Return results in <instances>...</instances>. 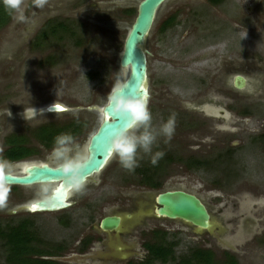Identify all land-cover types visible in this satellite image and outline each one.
I'll return each mask as SVG.
<instances>
[{"label":"rangeland","instance_id":"1","mask_svg":"<svg viewBox=\"0 0 264 264\" xmlns=\"http://www.w3.org/2000/svg\"><path fill=\"white\" fill-rule=\"evenodd\" d=\"M140 1L13 0L19 4L18 9L10 10L0 25V158L8 135L23 136L30 154L18 162L0 160V174L19 173L23 167L20 162L56 165L52 155L55 144L45 146L34 137L41 126L64 128L61 134H71L76 144L86 148L101 123L103 97L117 78L127 75L119 68L118 59ZM206 1L168 0L157 12L145 41L152 124L158 128L175 115L171 139L165 142L160 138L153 149L164 152L158 163L153 166L143 157L139 167L129 172L112 156L106 167L78 191L82 196L73 194L74 207L58 213L25 211L32 200V195L27 200L33 194L29 189L40 186H2V229L25 219L44 241L72 246L75 236L97 227L105 214L130 211L139 202L150 218L138 217L144 229H137V241L130 244L132 264L145 256L142 243L152 239L164 242L163 238L177 244L173 248L174 263L182 257L191 259L196 249L207 248L215 264H223L222 251L230 252L237 264H264V0H238L242 4L240 20L246 17L249 22L239 21L242 31L234 26L230 34V24ZM185 8L186 14L180 18ZM223 10L237 15L228 6ZM174 12L192 34L186 35L180 28L160 34L163 20ZM59 24L64 29L56 28L51 33V28ZM224 27L228 29L222 30ZM221 58L228 59L224 65L233 66V74L246 75L251 87L235 91L237 95L233 96L240 101L224 107L228 113H217L219 108L204 104L203 115H199L191 100L201 91L200 82L214 74L215 67L222 70ZM219 93V98L222 93L227 95L223 90ZM51 104H60L65 111L48 113L46 107ZM246 110L249 116L242 115ZM227 152L232 158L225 164ZM191 159L208 164L192 167L188 163ZM150 176L154 189L142 184ZM173 189L201 198L214 224L210 232H197L180 221L151 217L155 196ZM80 196L86 201H80ZM12 211H17L16 215ZM59 221L68 222L69 227ZM145 231H154L155 236ZM7 257L8 248L1 241L0 264H8ZM86 263L89 261L72 252L60 260V264ZM90 263L102 264L97 260ZM140 263L146 264V258ZM149 264L173 263L149 260Z\"/></svg>","mask_w":264,"mask_h":264},{"label":"flooded vegetation","instance_id":"2","mask_svg":"<svg viewBox=\"0 0 264 264\" xmlns=\"http://www.w3.org/2000/svg\"><path fill=\"white\" fill-rule=\"evenodd\" d=\"M166 2H164L162 4V6ZM206 3L208 5H210L211 9L217 10L218 14H220L225 19V21H227L228 24H230L231 28H230V30H228V33L234 32V26L238 27L239 30L242 31L243 28H242V25L239 23V21H246V22L248 21L249 22V19L247 20L246 17H245V19L242 17V20H240L242 10L239 7L242 4L238 0H231V1L230 0H207ZM169 5H170V3H169ZM171 5H174V7H176L177 4L172 3ZM225 6H228L229 8L234 9L237 12V15L234 17V16H231L229 13L227 14L226 13L227 11L223 10V9H225ZM159 9L157 10V12L159 11ZM219 9H221V10L219 11ZM186 10L187 9L185 8V10L183 11V14L182 13L180 14V18L186 14ZM157 12H156V14H157ZM176 12H174L173 15H167V17L163 20L161 27H160V34L161 35L166 34L167 32H168V34L170 32H174L175 28H180L181 30H184V32L186 31L185 32L186 35L192 34V31L188 27H186L185 23H183L184 20L182 19L183 21L181 22V20L178 19L179 14ZM136 14H137V9H136ZM189 15H191V14H189ZM155 17H156V15H155ZM236 18H238V22L235 21ZM227 23H225V24H227ZM225 29H228V28L224 27L222 30H225ZM244 30H246V29H244ZM221 33L223 34V32H221ZM228 35H227V37H228ZM217 55H216V57H218ZM263 55H264V53H263ZM259 56H261V55H259ZM201 62H203V61H201ZM227 62H228V59H226V58L222 59L221 58L220 63L223 64L222 70L219 67H215L214 68V74L212 73L213 75L208 77V79H206L203 82H200L202 84V87L200 88L201 91H199L197 94H195V97H193V99L191 100V102H193V106H194L193 109L198 111L199 115H203L202 114L203 113L202 107L204 104H208L207 106H209V107H210V105H213L217 109L219 108L217 113H220V114H224V112L228 113V110H226V108H224V107L231 106L233 103L238 102V100L240 101V99H237V97L233 96V95H237L235 93V91L242 92V91L248 90L249 87H251V86H249V78L243 74H237V75L233 74L232 73V72H234L233 66H230V67L225 66L227 64ZM220 63L218 65H220ZM219 72H221V73H219ZM220 74H221V76H220ZM236 77H241L244 80V87L242 89L236 88V82H235ZM217 80L220 81L218 83V85H219L218 87H216ZM203 85H205L204 88H203ZM214 88H216V89H214ZM217 88H219L220 90L218 91ZM221 90L225 91L227 93V95H224L225 93H222V96L220 95L221 97L219 98L218 95L220 94L219 92ZM209 94L212 96H210ZM248 95H250V94H248ZM194 102H197L196 105ZM211 110H213V109L211 108ZM208 111H209V108H208ZM242 115H245V116L248 115L249 116V111L248 110L243 111ZM207 126L205 125V127H207ZM10 136H12V135H8L4 139L5 145H6V140ZM15 136H17V135H15ZM263 137H264V135H263ZM8 148H9V145H6L4 151L2 152V155H1V157H4V159L7 160L8 162H18V161L25 159V158H23V159H20L17 161L8 160L4 156V154L8 150ZM85 150H86V148H85ZM231 158H232V156L230 155L229 152H227L225 154L224 163L228 164L229 162H231ZM214 161H215V159L213 161H209V163L212 164L211 162H214ZM20 163H22L21 165L24 166L23 170H21L19 173H12V174H22L23 173L24 168L28 164H25V162H20ZM188 163L190 166L192 165V167L195 166L196 168H200V167H204L206 164H208V161L203 162V161L198 160V159H191L188 161ZM37 164H42V163H37ZM45 164L51 165L50 163H45ZM55 166H57V165H55ZM143 181H144V183H142V184L146 185L150 189H154L153 181L149 182V184H147L145 182V179ZM33 186H40V187H38L36 189L35 188L29 189L33 194H30L28 199H27V200H29L30 196L32 195V197H31L32 200L25 207L26 208L25 211L28 214L58 213V212L73 208L75 205V203L72 201L73 194L78 193L81 195V193L76 192V191L70 192L67 199H66V202L68 203V207H66L63 210L56 211V212H33L31 210L32 205L36 201L42 200V199L46 198L47 196H49L55 187L54 185H33ZM7 187H21V188L28 187L29 188L32 186H7ZM173 190L184 191L182 189H173ZM165 191H171V190H165ZM162 192H164V191H161L158 194H160ZM184 192H187V191H184ZM187 193L193 194L191 192H187ZM193 195H195V194H193ZM81 196L79 197V200L82 202H85L86 197L85 196L81 197ZM195 196L198 199H200V201L203 203L201 198H199L197 195H195ZM140 205H142V204H140ZM140 205H139V202H137L136 205H134L130 211H127L125 209L119 210V212L122 211L121 214L119 212H112L109 214H105L99 220L97 227L92 226L89 229L83 230L81 233H79L78 236H75V238H74L75 240L71 244L72 246H67V245H65L64 242L53 243L52 241L51 242L50 241H44L41 238V236H39L38 230L34 228V225L30 221L23 219L19 223L23 222L24 224L27 225V230L29 233L28 238H27L29 240V242H28L27 246L31 252V253H28L27 255L29 256V258H32V259L46 261V262H50V263H54V264H60V260L64 259L66 256L68 257L72 252V255L75 254L76 256L84 257L87 261H89V263L92 262L93 260H97L102 264L103 263L104 264H123V263L124 264H132L130 261L131 260L130 258L132 256H129V254H128V252H130V250H132L130 244H132L133 242L135 243V241H137V239L135 237L137 229H140V230L144 229V226L142 225V223H140L141 220L138 219V217L140 215L141 216L143 215L144 216L143 218H145V219L150 218V214H148V213L146 214L147 211L141 210ZM154 209L155 208H153V211L151 213L152 214L151 217L156 218L154 216ZM16 213H17V211L11 212L12 215H16ZM208 214H209V212H208ZM105 217H117V218H119L120 219L119 228L117 230H112V231L101 230L100 222ZM59 223H60V225H62L64 227H69L68 222L59 221ZM183 225L185 227L188 226L185 223H183ZM162 233H163V236L165 237V230H163ZM145 234H149L152 237L155 236L154 231L146 232ZM123 240L127 241V243H126L127 245L126 244L124 245L122 243ZM163 240H164V242L159 241L157 243V242H155V239L154 240L152 239L150 242L146 241L145 243H142V248L145 251L144 258H146V260H147V255H148L146 246L156 245V246H164V248H167L169 246V244L172 243V242L166 241L165 238H163ZM176 246H177V244H176ZM74 250H76V252H74ZM201 250L202 251H209V249H207V248L206 249L202 248ZM231 250L232 249L229 248V251H231ZM68 252H70L69 255L67 254ZM226 255L231 256L232 254L228 251H222V256L224 259H226ZM144 258L142 260H144ZM140 262L136 263V264H141Z\"/></svg>","mask_w":264,"mask_h":264},{"label":"water","instance_id":"3","mask_svg":"<svg viewBox=\"0 0 264 264\" xmlns=\"http://www.w3.org/2000/svg\"><path fill=\"white\" fill-rule=\"evenodd\" d=\"M167 0H141L137 6V14L130 26L128 34L123 42L122 52L118 59V66L126 70V92L128 95L148 99L146 63L148 52L145 49V41L152 27L157 10ZM236 88L244 87L241 77L235 78ZM48 113H60L65 109L57 104L46 108ZM101 123L97 131L90 137L86 151L90 155L87 161L84 175L85 180L98 175L112 158L107 140L117 127L122 126L120 122L111 119L110 110H101ZM57 166L45 163H30L22 174L1 173L0 187L2 186H33L54 185L52 193L46 198L36 201L33 212H56L68 207L66 199L71 191L62 184V177L56 171ZM154 216L172 221H180L193 227L197 232L211 231L214 227L213 221L208 214L204 204L195 195L181 191H164L155 197ZM120 219L117 217H105L100 222L103 231L117 230Z\"/></svg>","mask_w":264,"mask_h":264},{"label":"clouds","instance_id":"4","mask_svg":"<svg viewBox=\"0 0 264 264\" xmlns=\"http://www.w3.org/2000/svg\"><path fill=\"white\" fill-rule=\"evenodd\" d=\"M3 3L10 10L19 7L13 0H3ZM126 87V81L117 78L103 99L104 111L110 110L111 119L122 124L107 140L111 155L123 169L131 172L139 167L143 157L155 166L164 156L163 151L154 152L153 149L158 147L160 138H164L165 142L171 139L175 130V115L169 116L158 128L154 127L147 99L128 95ZM36 112L33 109V114ZM52 155L56 171L63 178V186L69 191L82 190L86 183L84 169L90 159L87 151L75 143L71 134L63 133L56 138Z\"/></svg>","mask_w":264,"mask_h":264},{"label":"trees","instance_id":"5","mask_svg":"<svg viewBox=\"0 0 264 264\" xmlns=\"http://www.w3.org/2000/svg\"><path fill=\"white\" fill-rule=\"evenodd\" d=\"M15 3V2H13ZM10 9L2 3L0 5V25L5 22L8 18ZM56 28L58 30L64 29V27L59 24L56 27H52L50 32L55 33ZM44 33L42 34V37ZM64 129V128H63ZM63 129H57L53 126H41L35 133L34 137L41 141L43 145L48 146L50 144H55L58 134H61ZM23 136L12 135L6 140V145H9L8 150L5 152L4 156L8 160L17 161L26 158L30 154V149L24 146ZM1 157L0 160H3ZM154 175V174H153ZM153 178L150 176L145 178V182L149 184L152 182ZM27 225L23 222L18 223L15 226H6L5 228L0 227V242L3 241L5 246L8 248V257L6 262L8 264H54L46 261H41L37 259H32L25 257L28 253H31L27 244L29 242ZM176 243H170L167 248L164 246H146L148 255L146 264H149V260L160 261L166 263L170 260L173 264H215L214 256L210 251L194 250L191 259H180L177 263L173 257V248H175ZM223 264H237L235 258L226 255Z\"/></svg>","mask_w":264,"mask_h":264},{"label":"snow or ice","instance_id":"6","mask_svg":"<svg viewBox=\"0 0 264 264\" xmlns=\"http://www.w3.org/2000/svg\"><path fill=\"white\" fill-rule=\"evenodd\" d=\"M144 98H146V97H144ZM31 210L35 211L36 210V206H33Z\"/></svg>","mask_w":264,"mask_h":264},{"label":"bare ground","instance_id":"7","mask_svg":"<svg viewBox=\"0 0 264 264\" xmlns=\"http://www.w3.org/2000/svg\"><path fill=\"white\" fill-rule=\"evenodd\" d=\"M57 105H59L60 108L64 109V107H63L62 105H60V104H57ZM23 167H24V166H23ZM23 167H22V170H23ZM71 192H72V191H71Z\"/></svg>","mask_w":264,"mask_h":264}]
</instances>
